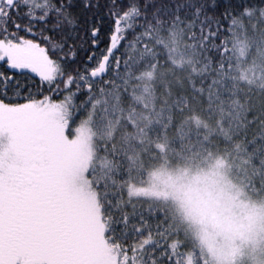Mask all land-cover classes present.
Segmentation results:
<instances>
[{
	"label": "snow or ice",
	"instance_id": "snow-or-ice-1",
	"mask_svg": "<svg viewBox=\"0 0 264 264\" xmlns=\"http://www.w3.org/2000/svg\"><path fill=\"white\" fill-rule=\"evenodd\" d=\"M166 151L264 192V0H0V264H208Z\"/></svg>",
	"mask_w": 264,
	"mask_h": 264
},
{
	"label": "rangeland",
	"instance_id": "rangeland-1",
	"mask_svg": "<svg viewBox=\"0 0 264 264\" xmlns=\"http://www.w3.org/2000/svg\"><path fill=\"white\" fill-rule=\"evenodd\" d=\"M214 156L166 151L145 157L141 186L167 194L165 203L208 264H258L254 257L264 252V197L231 171L216 169Z\"/></svg>",
	"mask_w": 264,
	"mask_h": 264
},
{
	"label": "trees",
	"instance_id": "trees-1",
	"mask_svg": "<svg viewBox=\"0 0 264 264\" xmlns=\"http://www.w3.org/2000/svg\"><path fill=\"white\" fill-rule=\"evenodd\" d=\"M248 190H250L253 194L260 196V197H264V192H254L252 189L247 188Z\"/></svg>",
	"mask_w": 264,
	"mask_h": 264
}]
</instances>
